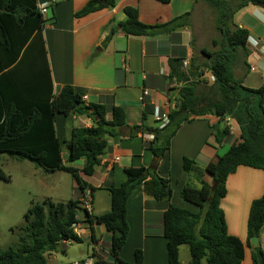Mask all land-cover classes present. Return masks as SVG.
<instances>
[{"label": "trees", "instance_id": "trees-1", "mask_svg": "<svg viewBox=\"0 0 264 264\" xmlns=\"http://www.w3.org/2000/svg\"><path fill=\"white\" fill-rule=\"evenodd\" d=\"M168 4L170 0H156ZM218 15L221 31L216 52L203 51L207 62L203 67L214 77V83L204 86L206 97L197 94L198 75H186L172 69L176 81L184 83L179 91L177 107L169 112V124L162 130L151 129L154 139L148 149L154 157H163L169 142L180 125L195 117L212 115L218 121L211 127L215 142L221 144L229 138L227 119H232L239 129L240 142L232 144L216 162L205 167L212 177L211 185L201 183L199 188L184 187L180 192L183 202L192 205L195 211L169 206L164 214V236L166 239L167 264H182L179 248L186 246L190 256L187 264H241L244 246L250 247L252 237H258L264 226V194L253 200L249 207L246 243L228 233L221 200L226 196V181L240 166L264 171V86L248 89L237 81L232 66L239 49H244L248 32L233 24V15L248 5L264 6V0H203ZM102 3V4H101ZM114 6V0H91L74 17L80 18L93 12ZM126 20L118 24L125 35L142 36L173 28L185 14L165 25L147 26L139 22L138 12L125 8ZM46 20L38 10L37 0H0V155L23 161L28 160L45 173L64 171L70 173L76 184V192L94 191L84 182L79 173L90 176L99 163L107 146V137L118 134L126 126L124 112L119 107L107 108L96 103H85L73 87L64 86L53 94L52 82L44 63L40 29ZM229 23L232 25L230 28ZM110 38V37H109ZM175 61L172 60V67ZM194 69V66H192ZM142 120L153 113L148 100H143ZM61 114L90 119L88 128L72 129L68 140L62 143L56 136L54 116ZM109 116V117H108ZM224 126L220 128V124ZM139 126L131 129H138ZM158 143L157 146H153ZM66 150L65 162L73 164L84 158L81 170L64 165L61 150ZM185 173L194 171V161L183 158ZM149 171L142 169L136 174L126 175L118 188L110 187V211L100 216L86 214V221L102 225L110 235L109 256L113 264H126L118 259L128 236L126 202L131 192ZM0 180L9 181L0 169ZM217 182L216 189L211 187ZM151 194L156 200H169V181L152 175L149 182ZM79 201L66 203L46 201L32 205L24 215V225L18 228L15 248L0 250V264H48L46 255L56 252L64 242L81 243L73 226L78 224ZM261 251V250H260ZM262 264L264 252L261 251ZM252 263L258 264L252 253ZM95 264H110L96 262ZM142 264L140 251L134 253V263Z\"/></svg>", "mask_w": 264, "mask_h": 264}, {"label": "crops", "instance_id": "crops-1", "mask_svg": "<svg viewBox=\"0 0 264 264\" xmlns=\"http://www.w3.org/2000/svg\"><path fill=\"white\" fill-rule=\"evenodd\" d=\"M89 1L37 0L38 6L48 5L40 36L53 94L64 86H71L86 104L96 103L123 110L126 126L120 128L116 136L106 138L107 146L93 174L85 176L79 173V176L94 188L91 215L100 216L110 211V187L118 188L125 182L127 173L136 174L142 169L149 171L151 175L135 186L127 199L129 232L117 257L119 261L133 264L134 253L138 250L142 264H167L165 212L170 205L195 211L192 205L181 200V190L186 186L199 188L203 182L211 185L212 177L205 172V167L216 162L232 144L240 142L239 129L232 119L226 120L229 138L217 144L211 135V127L216 126L218 119L212 115L195 117L180 125L163 157H154L147 146L152 142L147 140V135L154 136L150 131L156 128V124L153 113L142 120L143 100L163 111L170 112L177 107L179 91L184 83L181 85L182 82L171 77L172 69L186 75L189 72L198 75L197 94L206 97L209 91L204 82L208 87L213 83L208 82L210 73L203 67L207 62L203 51L211 53L220 49L219 45H213L221 38L218 15L203 0H170L168 4L156 0H114L113 7L75 18L74 15ZM125 8L136 9L139 22L147 26L165 25L185 14L188 17L166 31L142 36L125 35L118 28V24L126 20ZM232 21L248 32L245 48L236 54L233 76L243 87L258 89L264 86V6L248 5L234 13ZM172 60L175 62L171 67ZM183 62L188 63L186 68H183ZM144 91L148 92L147 97H144ZM91 125V120L85 117L54 116L56 136L61 143L69 139L72 129ZM135 126L140 128L132 130ZM223 126L221 123L220 128ZM225 145L228 146L223 151ZM62 150V163L81 170L84 158L77 161L78 165L68 164ZM183 158L193 160L197 172L185 173ZM152 175L169 181V200L153 198L149 183ZM76 187L75 184V190ZM262 194V170L240 166L226 181V196L220 206L228 233L243 244L247 239L250 204ZM84 196V192H75L74 200L81 202ZM77 218L76 236L88 246L86 257L78 260L91 257L93 264H113L114 260L109 256L111 238L105 228L95 223L90 225L83 211H78ZM257 239L260 250L264 252V226ZM71 244L61 243L57 251L65 253V247ZM183 248H179V260L187 264L190 256L188 249L184 251ZM56 252L47 254L46 260H55ZM252 253L251 245H245L241 264H253Z\"/></svg>", "mask_w": 264, "mask_h": 264}, {"label": "rangeland", "instance_id": "rangeland-1", "mask_svg": "<svg viewBox=\"0 0 264 264\" xmlns=\"http://www.w3.org/2000/svg\"><path fill=\"white\" fill-rule=\"evenodd\" d=\"M229 25L232 28L230 23ZM62 152L65 158L66 150L63 149ZM194 168L192 172H197L195 165ZM0 169L9 177L8 182L0 180V250H5L16 247L21 235L18 228L24 225L23 217L32 205H42L46 201L66 203L74 200L76 191L70 173L59 170L45 173L28 160L19 161L8 155H0ZM65 249V253L60 250L55 253V260L48 258V264H71L79 261V258L86 257L88 246L82 241L72 243ZM183 249L185 251L187 247L184 246Z\"/></svg>", "mask_w": 264, "mask_h": 264}, {"label": "built area", "instance_id": "built-area-1", "mask_svg": "<svg viewBox=\"0 0 264 264\" xmlns=\"http://www.w3.org/2000/svg\"><path fill=\"white\" fill-rule=\"evenodd\" d=\"M47 8H48L47 4L38 6V10H39V12L42 15V18L44 20H45ZM262 50H264V47H262ZM187 65H188L187 62H183V68H186ZM209 78L210 79H208V82L210 81L211 83H214V77L210 75ZM182 84L183 83H181V85ZM143 95H144V97H147L148 96V92L144 91ZM152 107H153V115H152V117H153L154 122L156 124V128L155 129L162 130L169 124V112L168 111H163L158 106H155V105L154 106L152 105ZM153 139H154L153 135H151V134L147 135V140L153 141ZM84 193H85L84 198L81 200V202H79L80 203L79 204V209H80V211H83L85 213V215L86 214H91V210H92V194H91L90 190H86ZM77 228H78V224L73 226L74 233L77 231ZM71 264H93V259L90 257V258H86L84 260L75 261V262H73Z\"/></svg>", "mask_w": 264, "mask_h": 264}, {"label": "water", "instance_id": "water-1", "mask_svg": "<svg viewBox=\"0 0 264 264\" xmlns=\"http://www.w3.org/2000/svg\"><path fill=\"white\" fill-rule=\"evenodd\" d=\"M222 125H223V123H222ZM217 185H218L217 182H215L213 184V186L211 187V192H213L216 189ZM250 245L253 248V253L256 256V259H257L258 264H262V256H261L260 248L258 246V239H257V237H252L250 239Z\"/></svg>", "mask_w": 264, "mask_h": 264}]
</instances>
